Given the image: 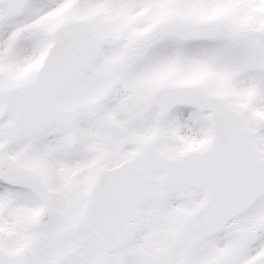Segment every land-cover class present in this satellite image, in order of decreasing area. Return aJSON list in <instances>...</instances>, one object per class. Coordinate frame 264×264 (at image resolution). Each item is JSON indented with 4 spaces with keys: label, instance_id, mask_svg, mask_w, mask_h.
Listing matches in <instances>:
<instances>
[{
    "label": "snow or ice",
    "instance_id": "6c2138e0",
    "mask_svg": "<svg viewBox=\"0 0 264 264\" xmlns=\"http://www.w3.org/2000/svg\"><path fill=\"white\" fill-rule=\"evenodd\" d=\"M0 264H264V0H0Z\"/></svg>",
    "mask_w": 264,
    "mask_h": 264
}]
</instances>
